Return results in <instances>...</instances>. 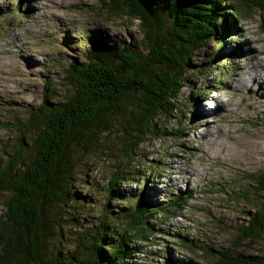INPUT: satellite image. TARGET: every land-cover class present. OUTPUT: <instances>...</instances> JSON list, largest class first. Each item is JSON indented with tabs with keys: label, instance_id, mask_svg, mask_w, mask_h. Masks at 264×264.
<instances>
[{
	"label": "rangeland",
	"instance_id": "rangeland-1",
	"mask_svg": "<svg viewBox=\"0 0 264 264\" xmlns=\"http://www.w3.org/2000/svg\"><path fill=\"white\" fill-rule=\"evenodd\" d=\"M7 2L18 4L20 0H0V6L7 8L5 12L0 13V26L4 27V21L12 18L11 24L0 31V143L10 154L26 145L27 141L22 140L25 124L35 122L37 116L31 115V111L38 108L49 93L45 89L48 85L45 77L54 73L57 86L65 90V68L74 59L89 61L86 55V38L90 44L97 36L110 46L122 44L129 37H133L139 46L144 32L139 19L117 11L114 2L110 0H25L24 9L15 8ZM223 2L225 5L231 3L233 6L230 9L234 8V5L238 7V12H235L233 18L238 24L239 35L230 30L228 33L220 31L224 36L216 37L207 47L198 50V53L191 57L186 68L190 82L181 90L177 99L179 104L185 106L187 96L200 86L210 93L204 96L197 93L195 102L186 110V124L182 126L188 128L184 129L181 136H166L167 139L147 136L138 149L141 157L137 162H142V166L137 168L138 172H131V175L137 177L132 178V182L122 181L121 185L128 187L125 188V195L135 189L136 193L132 194L141 196L144 204L149 207L152 225H161L165 221L162 229L155 228L157 239L151 240L154 242L146 244L142 249H138L137 245L145 236V231L132 236L133 242L123 256H126L123 263L167 264L178 256L188 258L190 264H224L220 260L223 253L233 256L264 254V238L253 240L238 228L248 220L249 208L243 209L237 221L238 210L243 206L228 203V197L232 199L231 194L238 195L241 189L248 197L249 192L254 189L250 174L264 172V2L260 6H255L253 0ZM167 12H163L166 18ZM230 22H233L231 15ZM219 23L224 24L222 18L218 19L220 30ZM242 38L246 41L245 45H241L244 43L243 40L240 42ZM73 48V57L70 59L69 52ZM216 48H219V51H216ZM58 49L60 53H56ZM58 54L66 58L59 61L56 57ZM222 54L228 56L217 58ZM233 54L237 57H233ZM229 58L234 63L233 68L227 63ZM209 65L214 70H210ZM203 69H207V72L200 79L199 75L204 73ZM49 88L53 91L50 94L54 99L63 101L61 94L57 95L54 83L49 84ZM68 88L73 87L68 85ZM176 116H180L177 109L168 118L161 114L156 118L158 126L168 130L178 127ZM123 131L125 127L118 126L105 132V137L102 136V141L95 146L89 159H86L87 155L78 144H73L71 157L79 167L90 163L89 181H79L78 188L75 184H70L73 196L68 200L72 204L62 212L63 216L60 212L61 202H49L46 205L49 230L52 226L56 229V236L51 242L53 247L49 248V252L71 253L75 257L72 264L82 263V256L76 248L77 239L72 235L77 222L82 223L80 205H75L76 201L83 192H87L83 186L90 183L96 172L101 176L105 174L104 178L108 184L117 165L124 163L127 152L124 151L123 155V139L119 136ZM168 134L169 131H166L165 135ZM251 145L256 146L254 153L257 145L259 146L253 159L249 157L250 151L247 149ZM232 148L241 151L240 157L232 154ZM105 153L107 156H104ZM149 162L152 163L149 168L143 166ZM176 178L182 186H176ZM137 181L140 183L136 185ZM154 183L163 184L166 189L158 191V197L150 194ZM200 187L202 190L196 193L195 190ZM217 187H223L224 192H215ZM105 190L107 196L102 201L109 195L106 187ZM179 192H186L185 198H188L190 193H193L194 197L188 201L189 204L185 202L184 208L177 212L173 208L175 205L166 203L162 197L172 196L177 202H181V195L177 196ZM6 199L7 194L1 193L0 218L6 212ZM260 200L261 196L256 198L255 203L259 204ZM161 201V205L155 204ZM149 203L155 206H150ZM123 207V199L116 202L117 210L111 216L118 220L113 221L118 223L115 232L118 241L128 242L125 239L123 218L129 209L125 212ZM167 209L170 210L169 215L166 213ZM142 212L138 211L137 215L140 216ZM222 217L225 219L220 223ZM64 222L66 226H63ZM168 226L172 227L171 232L166 231ZM185 229L189 236L199 240L195 244L196 248L177 247V243L184 240L181 234L176 233L184 232ZM120 234L124 236L120 237ZM153 237L151 236V239H154ZM248 241H251L250 244ZM86 244L85 240L80 245ZM49 246L47 241V252ZM212 248L215 251H211ZM231 262L248 264L261 262V259ZM0 264H3L1 258Z\"/></svg>",
	"mask_w": 264,
	"mask_h": 264
},
{
	"label": "trees",
	"instance_id": "trees-1",
	"mask_svg": "<svg viewBox=\"0 0 264 264\" xmlns=\"http://www.w3.org/2000/svg\"><path fill=\"white\" fill-rule=\"evenodd\" d=\"M110 1L114 2L117 11L140 20L144 36L139 46L133 37L110 46L97 36L90 44L86 38L89 61L74 59L65 68L66 74L73 72L74 89L65 101L56 100L50 94L49 84L53 85L56 78L54 81L51 74L45 77L48 83L45 89L49 93L40 106L31 111V115L37 116L35 122L25 124L26 129L22 131V140L27 141L25 147L8 153V159L0 160V194H7L5 217L0 218V258L3 264H72L75 257L71 253L54 252L48 257L50 247L47 252V240L51 243L56 232L49 230L46 219L47 203L61 202V215L72 204L68 198L73 196L70 184L74 179L82 183L89 181L90 163L79 167L71 157V147L78 144L89 159L102 136L105 137V132L122 126L125 131L119 136L123 139V155L124 151L127 152L123 162L140 158L138 149L146 139L144 136L153 137V132H156L157 120H154L157 117L161 114L171 117L175 109L185 114L177 96L190 82L186 73L189 61L198 50L207 47L214 38L221 37L220 30L229 32L230 10L233 9H230L233 5H225L222 0H179L171 6L167 18L164 13L153 18L136 5L138 10L127 8L122 0ZM253 2L260 6L264 0ZM235 10L234 7L237 13ZM170 18H174V22L172 28L165 32L168 39H164L163 31ZM219 18L224 22L220 24V30ZM226 56L228 54L217 58ZM233 57L237 55L233 54ZM228 61L232 63L229 67L233 68V61L230 58ZM208 68L214 70L210 65ZM203 72L200 79L207 69ZM197 93L204 96L210 92L200 86L187 98L192 96L194 99ZM176 120L178 127L165 128L163 134L169 131L166 136H181L188 128L182 126L186 124L185 116L176 117ZM134 160L118 164L106 187H109L108 204H112L114 210H117L116 202L122 199L125 212L129 209L124 219L128 242L118 241L115 233L118 223L113 222L118 221L114 220L115 216H110L108 225L99 226V230L101 233L104 230L109 234L113 232L117 242L111 244L106 238L96 235L95 228L90 226L96 199L90 193L83 192L76 201L75 205H80L82 226L91 237V242L86 240L85 246L91 252L84 251L88 257L82 255L81 264H126L123 263L126 256H123L130 249L132 236L144 230L146 235L148 228L153 229L149 221L151 211L142 197L135 194V189L125 195L128 187L121 185L122 181H133ZM6 164H10L12 169L8 170ZM249 177L254 181L253 190L264 191V175ZM139 183L137 181L136 185ZM250 202L258 206L256 198H251ZM138 211H143V214L138 216ZM252 212L250 225L244 229L254 240L264 236L263 200L258 211ZM251 258L255 261L260 259L259 256ZM261 261L264 262V254Z\"/></svg>",
	"mask_w": 264,
	"mask_h": 264
},
{
	"label": "bare ground",
	"instance_id": "bare-ground-1",
	"mask_svg": "<svg viewBox=\"0 0 264 264\" xmlns=\"http://www.w3.org/2000/svg\"><path fill=\"white\" fill-rule=\"evenodd\" d=\"M175 1L176 0H172L171 1L170 8H171V6L173 5V3ZM23 2H25V0H20V2L18 4H14V3H11V2H7V3H9L10 5H12L15 8L24 9L25 8V5L23 4ZM164 2H166V0H164ZM176 2H178V1H176ZM227 5L231 6V3H229ZM234 7H235V9L238 12V7H236L235 5H234ZM6 10H7L6 6L5 7L0 6V13L5 12ZM234 14H235V12H234V8H233L231 10V18H232L233 22L230 23L228 27H229L230 32L234 33L235 35H239V32H238V24H237V22L234 21V18H233L234 17ZM10 19H12V18H10ZM10 19H6V21H4L5 22L4 27L0 26V31H2L3 29H6V26H8V25L11 24V20ZM220 24L221 23H219V26H220ZM215 34L217 35V32H215ZM220 36L221 37L224 36L222 32H220ZM214 39H213V41H214ZM231 40L234 42L233 39H231ZM242 40H243L244 43H242L241 45H245L246 41H244V39L242 38L240 40V42H242ZM71 45H73V44H71ZM74 48L69 52L70 59H72V57H73L72 56V52L74 51ZM52 50H53V52L56 51V49L54 47L52 48ZM216 51H219V48H216ZM56 53H60V50L58 49V51ZM197 53L198 52H196L194 55H196ZM56 57H57V59L59 61H62L64 58H66V57H63L61 54H58ZM227 63H228V65H231L232 64L228 60H227ZM74 68L77 70V67L76 66H74ZM72 73L73 72H71L69 74H65L63 76L64 79L66 80V83H67V85L65 86V90H63V89H61V88H59L57 86L56 81H55V76H54V73H53V77H54V81H55L54 82V89H55L57 95L59 93L61 94V96L63 98L62 99L63 101H65L71 95V91H74L73 88L72 89H69L68 88V85H71V87H73V84H72L73 83ZM18 86L20 87V84ZM51 93H53V91H51ZM194 100H195V96H194V99H193L192 96L188 97V100L185 103V106L183 104L181 105V108L185 111V114L183 112H180V116H176V117L179 118V119L180 118H184V116L186 115L187 108L189 109L190 104L192 105L193 102H194ZM154 121L156 122V119ZM155 125H156V132H153V134H152L153 137L156 138V139H167L166 135L163 134V130L165 129V127H162L161 125L158 126V121L155 123ZM2 128H3V126H2ZM142 136H144V135H142ZM144 137L146 138L147 136H144ZM177 146H179V145L177 144ZM261 147H262V150H263V146H261ZM258 148H259V146L257 145V150H258ZM247 149L250 151L249 157L253 159L254 156H256V152H257V150H256V152L254 153V151L256 149V146L255 145H251L250 148H247ZM231 151H232V154L233 155L240 157V154L239 153L241 151L239 149L232 148ZM211 156H213V154ZM2 158H7L8 159L9 157H8V153L5 150V146L0 143V160ZM137 159H138V157H137ZM133 160H134V158H131L130 159V161H133ZM151 164L152 163L149 162L147 164H144L143 166L149 168V166ZM207 164H208V161L206 162L205 165L207 166ZM141 166H142V162H139L138 163L137 160H134L133 165H132V170L139 171V169H137V168L138 167H141ZM6 167H7L8 170L12 169V167L10 166V164H6ZM253 174L264 175V172H260V173L254 172L251 175H253ZM104 175L101 176V174H98L96 172L95 175H94V177L91 178L90 183L88 185L83 186V187H84V190L85 191H87L88 193H90L96 199L94 216H93V219H92V222H91V225L90 226L93 227V228H95L96 235L98 234L99 236L102 237V239L103 238H106L112 244V243L117 242L116 241V238H115V236L113 234V232L109 234V231L104 230L103 233H101L100 230H99V226L103 227L105 225H108V219L111 216V214L114 213V211H115L113 209V205L112 204H108L107 198L104 201H102L104 199V197L107 196V192L104 189L105 187H107V184H106V180L104 178ZM136 177H137L136 175L133 176V178H136ZM151 181H154V179L153 180L151 179ZM174 182H175V184H176L177 187L182 186V184L179 182V180L177 178L174 180ZM72 183L75 184L77 186V188H78L79 181L77 179H74L72 181ZM150 185H152V183ZM153 185H154V188L151 190L152 192H150V194L152 196H157L158 197L159 196L157 194L158 191L161 192V191H165L166 190L163 184L154 183ZM108 189H109V187L107 188V191H108ZM201 190H202V188L200 187V188L196 189L195 192L196 193H199ZM215 192H217V193H223L224 192V188L223 187H221V188L220 187H217V191H215ZM203 193L205 195H207L206 191H204ZM185 194H186V192H179L177 194V196L178 195H181V197H182V201L181 202H177L176 201V198L175 197H172V196H169L168 197L167 195H164L162 198L164 200H166V203L168 202V203L174 204L175 207H173V208L176 209V211L178 212V211H180L181 209L184 208V206H185L184 203L185 202L188 203V201L191 198L194 197V194L193 193H190V196H188V198H185V197H187V196L184 197ZM250 194H251V198L252 199L258 198L259 196H261L260 203L257 204L258 206H255L253 204V202L252 203L250 202L251 198H249V197L246 196V192L243 189H241V191L239 192L238 195L231 194L232 195V199L228 197V199H230V200H228V203L229 204H231V203H238V204H242V206H243V208L241 210H238V218H237V221H238L240 215L242 214L243 209L244 208H249L248 213H247L248 214V220L246 222H244V223H241L239 225V227H238L241 230V232L243 234H246L248 237H250L248 235L249 232L246 231L244 229V227H247V226L250 225V219H251V216L253 214V212H251V210L252 211H258V207L260 206L262 200L264 202V191H262V190L261 191H259V190H252L250 192ZM162 203L163 202L161 201V202H157L155 204L161 205ZM169 211H170L169 209L166 210V213L168 215H169ZM177 212L173 216H175L177 214ZM2 217H5V214H3ZM124 218H123V222H124ZM150 219H151V217L149 218V221H150ZM221 219H220V223L223 222V219H225V218L222 217ZM194 221H196V223H197V220L196 219H194ZM151 223L152 222L150 221V224ZM163 223H165V221H163L162 224ZM229 223H232V221H229ZM162 224L161 225H157V226L151 224V226H153V229L148 228V230H146V235L144 237H142L138 241V245H137L138 247L137 248L138 249H142V248H144V246L146 244H149L151 242H154V241H151V240H156L157 239L155 237L156 236L155 235L156 234L155 233V228L158 227V228L162 229ZM255 224H257V223L255 222ZM63 226H66V222L63 223ZM50 230H53L54 232H56V229L55 228L54 229L51 228ZM171 230H172V227L171 226H168V229L166 231L171 232ZM65 232L66 231L64 229L63 230V236H65ZM245 232H248V233H245ZM176 234H181L183 236V240H184V242L177 243L178 244V246H177L178 248L181 249V248L187 247V246L192 247V248H196L195 247V244H197V242L199 240H197L194 237L189 236L188 235V232L186 231V229H185L184 232H180V233H176ZM72 235H73L74 238L77 239V247L76 248H77L79 254L81 256L83 255L85 258H87L88 257V253L91 252V249H87V248H85V246H81L80 244L84 240H87V241L91 242V237H90L89 233L83 228L82 223L77 222L75 228L72 230ZM151 236H154L153 237L154 239H151ZM262 238H264V236ZM250 242L251 241H248L249 244H250ZM49 244H50V246H49L50 248L53 247V245L51 243H49ZM84 251H86L88 253H84ZM211 251H215V249L212 248ZM220 252H222V250ZM47 255H48V257H51L52 256V253L51 252L50 253H47ZM253 256H259L260 259H261L262 254L261 255H245V254H240V255H237V256H233V255H230V254H227V253H223L222 256H221V258H220V260L224 264H235V263H233L231 261H234V260H239V261H243V262L255 261L254 259L251 258ZM190 262L191 261L188 258H181V257H178L177 256L176 259H174L173 261H171L170 263H167V264H190ZM261 263H262V261L261 262H257V263H248V264H261ZM67 264H69V263L67 262Z\"/></svg>",
	"mask_w": 264,
	"mask_h": 264
},
{
	"label": "water",
	"instance_id": "water-1",
	"mask_svg": "<svg viewBox=\"0 0 264 264\" xmlns=\"http://www.w3.org/2000/svg\"><path fill=\"white\" fill-rule=\"evenodd\" d=\"M122 1L126 5L127 8H132L135 10H138V9L145 10L153 18H156L160 13H163L166 10L168 11L167 15L169 16V12L171 11L170 4H171L172 0H166V2H164V0H122ZM176 1H179V0H176ZM135 5L138 7V9L135 8ZM127 16L129 17V15H127ZM173 22H174V18L171 20H168V22L165 24V28L163 31V38L164 39H168L165 36V32L168 31V29L172 28ZM140 25H141V22H140ZM143 32H144V30H143Z\"/></svg>",
	"mask_w": 264,
	"mask_h": 264
}]
</instances>
